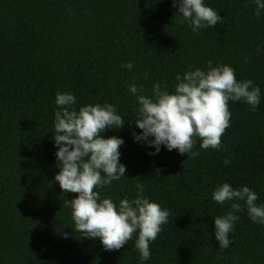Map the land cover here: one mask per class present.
Masks as SVG:
<instances>
[{"label":"trees","instance_id":"obj_1","mask_svg":"<svg viewBox=\"0 0 264 264\" xmlns=\"http://www.w3.org/2000/svg\"><path fill=\"white\" fill-rule=\"evenodd\" d=\"M180 2L0 0V264H264V225L252 222L244 201L229 247L219 248L215 218L233 202L212 199L228 183L250 188L264 206V10L258 19L254 0H204L223 21L193 32L179 23ZM209 60L261 91L254 111L229 101L222 149H202L196 139L193 158L137 142L139 105L129 87L143 85L142 94L151 96L154 84H167L171 94L177 74L206 70ZM128 62L131 69L122 67ZM57 93L74 95L77 110L112 104L126 120L122 129L103 133L124 141L125 177L97 191L118 206L142 184L141 195L170 212L150 243V259L140 258L138 233L108 251L99 238L75 231L68 201L77 194L55 181Z\"/></svg>","mask_w":264,"mask_h":264},{"label":"clouds","instance_id":"obj_2","mask_svg":"<svg viewBox=\"0 0 264 264\" xmlns=\"http://www.w3.org/2000/svg\"><path fill=\"white\" fill-rule=\"evenodd\" d=\"M254 2L259 19L264 0ZM178 12L182 15L179 23L187 22L193 32L223 21L204 0H181ZM122 67L131 69L132 63ZM175 79L178 83L171 94L167 84L160 83L153 85L151 96L142 94L143 85L132 84L128 89L136 95L139 105L133 121L142 132L133 133L134 139L154 147L155 153L163 145L168 151L176 149L194 158L199 155L193 151L196 139L202 141V149L221 150L222 136L231 126L229 101L247 103L253 111L261 101L260 88L252 80L238 81L232 67H213L211 60L206 70L189 69L182 76L177 74ZM55 103L59 107L54 122L58 149L55 155L60 167L55 181L63 192L77 194L68 201L75 231L84 238H99L108 251L121 249L138 233L135 247L140 258L150 259V243L169 222L170 212L141 195L142 184L137 185L134 199L125 197L118 206L111 198L102 199L97 191L125 177L126 166L120 163V146L124 141L116 136L104 138L103 133L107 129H122L126 120L109 103L89 104L77 110L76 97L70 93H57ZM224 163L230 164V161L225 159ZM212 199L221 205L233 202L231 211L215 218V238L220 249H227L231 243L229 234L239 219L236 213L243 210L238 201L245 202L253 223L264 225V206L257 205L258 196L250 188L235 189L224 183L213 191Z\"/></svg>","mask_w":264,"mask_h":264}]
</instances>
